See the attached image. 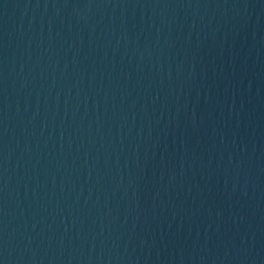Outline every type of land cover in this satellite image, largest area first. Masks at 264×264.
I'll list each match as a JSON object with an SVG mask.
<instances>
[{
	"label": "water",
	"instance_id": "water-1",
	"mask_svg": "<svg viewBox=\"0 0 264 264\" xmlns=\"http://www.w3.org/2000/svg\"><path fill=\"white\" fill-rule=\"evenodd\" d=\"M0 264H264V0H0Z\"/></svg>",
	"mask_w": 264,
	"mask_h": 264
}]
</instances>
